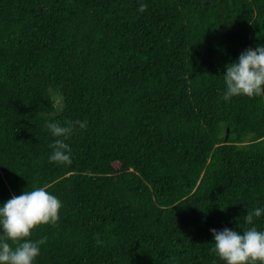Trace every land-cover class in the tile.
Here are the masks:
<instances>
[{
	"label": "trees",
	"instance_id": "16d2710c",
	"mask_svg": "<svg viewBox=\"0 0 264 264\" xmlns=\"http://www.w3.org/2000/svg\"><path fill=\"white\" fill-rule=\"evenodd\" d=\"M257 46L264 0H0V207L61 202L33 264H226L211 229L264 232V92L223 98Z\"/></svg>",
	"mask_w": 264,
	"mask_h": 264
},
{
	"label": "clouds",
	"instance_id": "9594fccd",
	"mask_svg": "<svg viewBox=\"0 0 264 264\" xmlns=\"http://www.w3.org/2000/svg\"><path fill=\"white\" fill-rule=\"evenodd\" d=\"M146 9L147 5L141 3L139 11L144 12ZM224 80L226 92L223 98L226 101L241 94L248 97L261 95L264 92V46L249 48L241 53L238 62L227 65ZM77 126L86 129L87 121L76 120L67 126L48 124L51 134L57 137L51 146V162L71 164L70 147L64 141ZM60 208V200L44 187L14 195L0 207V227L3 228L4 236L16 245L13 248L8 242H0V264H33L40 252L39 245L45 243L46 238L35 242L25 238L30 237L32 230L41 224H55L59 219ZM262 212L264 209L261 208L248 210L244 217L246 223L252 225ZM211 231L215 241L213 251L226 264H264V232L258 231L256 227H250L242 235L228 228ZM97 244H102L99 238Z\"/></svg>",
	"mask_w": 264,
	"mask_h": 264
},
{
	"label": "rangeland",
	"instance_id": "374dc122",
	"mask_svg": "<svg viewBox=\"0 0 264 264\" xmlns=\"http://www.w3.org/2000/svg\"><path fill=\"white\" fill-rule=\"evenodd\" d=\"M57 111L60 112L61 108H62V105H61V97L57 96Z\"/></svg>",
	"mask_w": 264,
	"mask_h": 264
},
{
	"label": "water",
	"instance_id": "95a60500",
	"mask_svg": "<svg viewBox=\"0 0 264 264\" xmlns=\"http://www.w3.org/2000/svg\"><path fill=\"white\" fill-rule=\"evenodd\" d=\"M229 131H230V129L228 128V129H227V136H226V138H228V133H229Z\"/></svg>",
	"mask_w": 264,
	"mask_h": 264
}]
</instances>
